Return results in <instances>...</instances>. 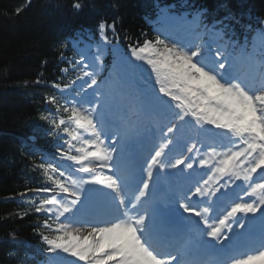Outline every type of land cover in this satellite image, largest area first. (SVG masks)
<instances>
[{
  "label": "snow or ice",
  "instance_id": "6c2138e0",
  "mask_svg": "<svg viewBox=\"0 0 264 264\" xmlns=\"http://www.w3.org/2000/svg\"><path fill=\"white\" fill-rule=\"evenodd\" d=\"M157 22L130 37L101 20L34 81L52 150L29 149L11 215L36 217L46 264H264V20L250 42L228 9Z\"/></svg>",
  "mask_w": 264,
  "mask_h": 264
},
{
  "label": "trees",
  "instance_id": "16d2710c",
  "mask_svg": "<svg viewBox=\"0 0 264 264\" xmlns=\"http://www.w3.org/2000/svg\"><path fill=\"white\" fill-rule=\"evenodd\" d=\"M161 1L94 0L88 4L80 0L97 12L116 14L121 30L135 37L147 32L143 15L154 11ZM204 1L213 5V0ZM252 1L264 14V0ZM73 3L74 0H30V3L0 0V235L3 236L13 232L29 237L36 219L13 217L11 214L21 207L16 201L6 200L22 190L32 175L28 154L16 136L28 139L39 123L38 108L42 110L40 98L45 87L35 86L34 81L41 75L46 83L53 81L52 75L54 79L57 77L59 37L69 13L67 8ZM20 6L24 10L16 14L15 9ZM112 21L117 23L115 18ZM9 248L10 244L0 242V264H16L12 258L15 252Z\"/></svg>",
  "mask_w": 264,
  "mask_h": 264
}]
</instances>
